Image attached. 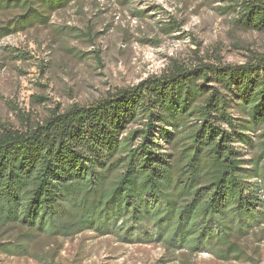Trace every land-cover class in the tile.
Instances as JSON below:
<instances>
[{
  "label": "trees",
  "instance_id": "16d2710c",
  "mask_svg": "<svg viewBox=\"0 0 264 264\" xmlns=\"http://www.w3.org/2000/svg\"><path fill=\"white\" fill-rule=\"evenodd\" d=\"M76 1L0 0V39L47 26ZM237 3L240 28L264 32V0ZM263 226L264 54L172 64L89 105L0 130V228L25 238L90 230L156 242L172 259L228 262L250 259L244 242ZM0 249L28 251L21 241Z\"/></svg>",
  "mask_w": 264,
  "mask_h": 264
},
{
  "label": "rangeland",
  "instance_id": "374dc122",
  "mask_svg": "<svg viewBox=\"0 0 264 264\" xmlns=\"http://www.w3.org/2000/svg\"><path fill=\"white\" fill-rule=\"evenodd\" d=\"M237 2L79 0L54 12L47 26L3 37L0 130L24 129L42 123L52 110L89 105L118 88L160 77L172 64L238 65L264 54V32L241 29L235 21ZM244 151L250 158L253 150ZM20 241L27 255L0 249V264H264V226L244 242L250 259L228 262L208 253L172 259L156 242L126 243L90 230L28 239L0 228V248Z\"/></svg>",
  "mask_w": 264,
  "mask_h": 264
}]
</instances>
